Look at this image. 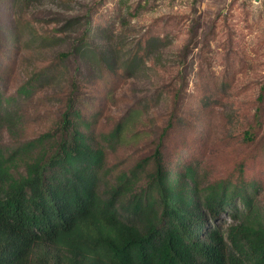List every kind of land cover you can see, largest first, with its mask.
I'll return each mask as SVG.
<instances>
[{
	"label": "rangeland",
	"instance_id": "1",
	"mask_svg": "<svg viewBox=\"0 0 264 264\" xmlns=\"http://www.w3.org/2000/svg\"><path fill=\"white\" fill-rule=\"evenodd\" d=\"M88 19L92 43L115 53L107 64L71 52ZM73 90L108 180L151 157L171 123L167 158L187 145L181 159L204 184L244 163L264 211V0H0V92L19 117L0 147L55 131ZM118 124L122 142L107 146L100 136Z\"/></svg>",
	"mask_w": 264,
	"mask_h": 264
},
{
	"label": "trees",
	"instance_id": "2",
	"mask_svg": "<svg viewBox=\"0 0 264 264\" xmlns=\"http://www.w3.org/2000/svg\"><path fill=\"white\" fill-rule=\"evenodd\" d=\"M87 21L85 41L71 52L107 64L115 53L92 43ZM30 90L24 85L18 95ZM73 93L55 131L13 150L0 147V264H264L259 182L244 163L204 184L191 158L181 159L187 145L170 146L174 160L164 155L169 123L151 157L108 180L104 151L94 146ZM13 100L0 92V128L19 120ZM254 116L248 143L260 109ZM125 128L118 124L100 139L113 147Z\"/></svg>",
	"mask_w": 264,
	"mask_h": 264
}]
</instances>
